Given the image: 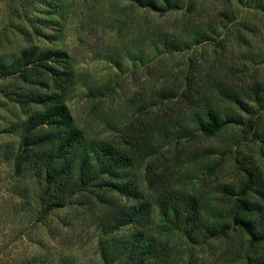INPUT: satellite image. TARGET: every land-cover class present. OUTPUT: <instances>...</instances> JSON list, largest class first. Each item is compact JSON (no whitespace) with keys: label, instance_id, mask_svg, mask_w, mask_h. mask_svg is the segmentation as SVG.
Instances as JSON below:
<instances>
[{"label":"rangeland","instance_id":"1","mask_svg":"<svg viewBox=\"0 0 264 264\" xmlns=\"http://www.w3.org/2000/svg\"><path fill=\"white\" fill-rule=\"evenodd\" d=\"M40 1L0 0V56L10 61L32 45L64 53L72 76L64 100L89 136L124 144V125L140 126L142 118L152 121L181 107L159 94L186 76L205 89L224 82L264 84V0H170L179 8L166 12L140 7L135 0ZM200 32L209 39L181 49L166 44ZM10 82L15 87L18 81ZM47 90L54 91L51 82ZM143 99L150 102L151 116H143ZM24 118L20 107L0 94V264H54L63 254L81 264H101L96 223L102 201L96 194L77 197L35 223L15 205L11 160L19 138L11 125ZM248 119L244 114V123L213 136L198 133L171 142L153 159L156 171L171 165L169 184L199 195L220 196L222 183L240 184L242 165L258 169L264 178V111L255 133ZM183 171L195 176L190 179ZM130 175L142 190L151 191L143 167ZM125 232L129 229L120 231ZM262 251L264 245L252 247L245 234L232 230L227 237L186 244L173 263L247 264L246 253L253 257Z\"/></svg>","mask_w":264,"mask_h":264},{"label":"trees","instance_id":"2","mask_svg":"<svg viewBox=\"0 0 264 264\" xmlns=\"http://www.w3.org/2000/svg\"><path fill=\"white\" fill-rule=\"evenodd\" d=\"M135 2L156 12L179 8L170 0ZM223 15L229 19L228 12ZM209 37L200 32L191 40L166 44L181 49ZM66 65L64 53L35 45L20 49L10 61L0 56V94L25 116L11 125L19 138L11 160V195L18 198L15 205L28 213L31 223L45 220L77 197L96 194L102 201L96 223L101 264H174L173 257L186 244L227 237L232 230L245 234L252 247L264 245V178L258 169L242 165L240 184L222 183L218 196L172 186L168 172L174 168L167 165L157 172L153 165L171 142L198 133L216 135L233 123H244V114L249 115L246 124L255 133L264 111V84L224 82L205 89L186 76L159 94L181 107L169 108L152 121L142 118L140 126L124 125L123 144L89 136L75 123L64 100L72 83ZM11 80L18 81L15 87L8 85ZM49 82L52 92L47 90ZM149 104L140 101L144 117L152 115L151 109L146 111ZM142 167L149 193L130 175ZM182 174L190 179L194 175ZM127 200L130 205L124 204ZM125 228L129 232L120 233ZM245 256L247 264H264V251ZM54 264L81 263L63 254Z\"/></svg>","mask_w":264,"mask_h":264}]
</instances>
